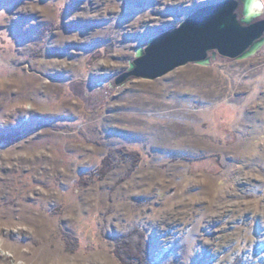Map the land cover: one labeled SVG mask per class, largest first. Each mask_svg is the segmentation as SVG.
<instances>
[{
    "label": "rangeland",
    "instance_id": "rangeland-1",
    "mask_svg": "<svg viewBox=\"0 0 264 264\" xmlns=\"http://www.w3.org/2000/svg\"><path fill=\"white\" fill-rule=\"evenodd\" d=\"M220 1L0 0V264H264V47L117 83Z\"/></svg>",
    "mask_w": 264,
    "mask_h": 264
},
{
    "label": "water",
    "instance_id": "water-1",
    "mask_svg": "<svg viewBox=\"0 0 264 264\" xmlns=\"http://www.w3.org/2000/svg\"><path fill=\"white\" fill-rule=\"evenodd\" d=\"M255 1L222 0L198 8L178 28L139 47L117 83L131 76L155 79L190 62L207 66L217 54L237 60L256 55L264 47V19L253 8Z\"/></svg>",
    "mask_w": 264,
    "mask_h": 264
},
{
    "label": "trees",
    "instance_id": "trees-1",
    "mask_svg": "<svg viewBox=\"0 0 264 264\" xmlns=\"http://www.w3.org/2000/svg\"><path fill=\"white\" fill-rule=\"evenodd\" d=\"M125 239L116 238L117 244L114 251L121 261L124 264H150V252L146 246L144 234L140 233L139 241L133 246Z\"/></svg>",
    "mask_w": 264,
    "mask_h": 264
},
{
    "label": "bare ground",
    "instance_id": "bare-ground-1",
    "mask_svg": "<svg viewBox=\"0 0 264 264\" xmlns=\"http://www.w3.org/2000/svg\"><path fill=\"white\" fill-rule=\"evenodd\" d=\"M253 8L255 9V10H259V9H261V4H260V1L259 0H256L255 1V4L253 5ZM260 11V10H259ZM261 12V11H260Z\"/></svg>",
    "mask_w": 264,
    "mask_h": 264
},
{
    "label": "snow or ice",
    "instance_id": "snow-or-ice-1",
    "mask_svg": "<svg viewBox=\"0 0 264 264\" xmlns=\"http://www.w3.org/2000/svg\"><path fill=\"white\" fill-rule=\"evenodd\" d=\"M261 12H264V8L259 9Z\"/></svg>",
    "mask_w": 264,
    "mask_h": 264
}]
</instances>
